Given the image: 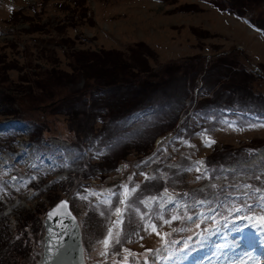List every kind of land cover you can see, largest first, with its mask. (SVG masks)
Instances as JSON below:
<instances>
[{
    "label": "rangeland",
    "instance_id": "obj_1",
    "mask_svg": "<svg viewBox=\"0 0 264 264\" xmlns=\"http://www.w3.org/2000/svg\"><path fill=\"white\" fill-rule=\"evenodd\" d=\"M37 2L42 6L36 7ZM66 3L0 0V185L9 186L0 189V213L5 216L3 223L9 226L7 234L15 236V226L27 209H46L68 197L80 221L89 264L264 262V227L256 226L259 215L249 219L260 246L255 255L242 239L247 216L217 223V206H206L203 199L190 203L184 218L176 217L174 211L186 205L183 196L204 193L215 184L234 180L228 176L215 180L206 172L207 157L215 151L227 152L235 159L228 167L239 169L238 180L250 177L254 168L241 170L247 163L241 162L243 148L262 145L257 158H263L264 124L228 111L218 118L192 113L186 120L185 111L179 121L181 128L166 133L167 127L159 126L157 119L149 124L152 109L148 107L146 122L137 120L143 114L140 112L126 122L140 133L127 141L139 144L130 143L123 151L127 141L115 149L102 148L97 137L103 127L101 116L106 112L102 105L107 103L105 106L113 109L106 116L119 115L126 112L130 100L125 87L116 94L101 93L102 97L94 93L84 98L83 74L87 73L71 57L76 49H105L112 50V58L144 67V74H137L145 77L141 81L145 85H153L133 87V102L179 95L184 88L183 76L195 71L199 61L208 62L211 69L218 56L234 58L254 74V102L263 107L264 35L242 19L223 13L211 0H88L90 8L80 16L74 14L73 4L68 8ZM12 7L19 12L13 13ZM249 8L248 15L264 26V0H256ZM39 22L46 24L40 26ZM176 63L184 64L183 68L177 72L175 67L169 69ZM88 74L97 73L90 70ZM214 76L216 71L211 79L203 81L208 85L204 88L201 83L191 96L212 89L209 83ZM44 78L55 85L48 89ZM229 79L221 78L216 83L226 84ZM179 102L174 96L158 105L168 112ZM36 122L51 137L43 141V146L31 139ZM156 133L160 136L154 141ZM209 139L215 141L210 147L205 143ZM82 143L87 148L80 152ZM37 173H48L54 182L36 200L34 190L28 194L23 186H17L21 178ZM90 178L97 179L101 192L92 189ZM147 178L168 189L138 201L137 190L145 187ZM210 195L220 202L215 189ZM118 219L123 223L118 225ZM152 226L160 235L153 232ZM110 230L113 242L105 248L102 241ZM5 234L0 230V235ZM179 236L185 238L187 251L182 249V239L176 240ZM172 239L179 242L176 250L171 247L175 243Z\"/></svg>",
    "mask_w": 264,
    "mask_h": 264
},
{
    "label": "trees",
    "instance_id": "obj_2",
    "mask_svg": "<svg viewBox=\"0 0 264 264\" xmlns=\"http://www.w3.org/2000/svg\"><path fill=\"white\" fill-rule=\"evenodd\" d=\"M213 5L219 9H236L239 13H243L245 8L252 6L256 0H212ZM73 4V6H72ZM68 8L74 10V14L80 16L82 13H86L88 11L87 0H67L65 4ZM38 25L41 26L39 22ZM264 25V21H263ZM70 52H68L69 54ZM229 57L228 55H226ZM72 61L73 63L79 67L81 71L87 74H83L85 82V88L82 91V94L86 98L91 96L92 94L97 93H105L107 95L118 93L123 87L126 89L127 96L130 100L129 107L124 110L125 113L119 115H111L108 116L107 122L103 124V127L99 129L97 137H100L98 140L99 145H104V147H108L110 149L118 148L124 141L129 140V137L135 136V134L130 130V128L125 127V119L128 114L133 113L137 110L145 109L150 106V103L154 101V98L143 99L136 102H133L131 99V95L133 94V87H147L149 85H153L152 83L146 82V85L141 82L145 77L140 76L137 73L143 72V68L141 66H134L129 61H123L118 58H112V50H90V49H76L72 52ZM196 59V58H195ZM177 64V63H176ZM184 64L170 65L169 69H173L175 67V71L177 72L179 69L183 68ZM198 68L194 71L196 73L198 71L202 72L206 80L212 78V75L216 71V76H214L212 85L216 84V81H219L222 75H225L229 81L225 84L227 87L226 91H216L215 97H206L199 101V106L197 107V112L203 114L205 113V108H218L220 105L229 107L232 110L235 109H250L251 111H259L262 109L258 104L254 101L256 97L254 92V82L255 76L252 73L246 72L238 62V60L234 59L230 60L225 58L224 56L216 57L212 62V68L209 69L207 64L204 61H199L197 63ZM236 68V70L233 69ZM136 69V70H135ZM94 71L97 74H88V71ZM208 71L210 72L208 74ZM52 72V70H50ZM206 72V73H205ZM188 73L183 76L184 85L187 84L188 81ZM178 75V74H177ZM45 86L48 89H51L55 83L50 81H45L43 79ZM214 83V84H213ZM118 84H125L120 85ZM131 84H135V86H131ZM252 84V85H251ZM234 90V91H233ZM183 91L187 93V88L180 89L178 92L179 95L174 96H182ZM252 91V92H251ZM97 92V93H96ZM218 92V93H217ZM222 92L224 95H219ZM247 93L244 95V93ZM264 94V93H263ZM103 97L104 95L101 94ZM170 96V97H174ZM108 99V98H107ZM111 99V98H110ZM235 99V100H234ZM109 101V100H108ZM160 101V98H157V102ZM237 102V104H236ZM33 103L35 101L33 100ZM223 103V104H221ZM107 103L102 105V108L106 112H111L113 109L109 106H105ZM100 105V103H99ZM136 105L135 107H133ZM105 112V113H106ZM264 113V106H263ZM159 116L156 113L151 114L153 123L155 118ZM121 120V122H117ZM176 120L170 123L169 127H174ZM159 126H162L161 123L158 122ZM38 135H49V132L41 128V126L37 127ZM131 140V139H130ZM130 143H134V145L139 144L134 141H127L122 145V151L125 147L129 146ZM85 145L82 143L80 146ZM148 147V144H146ZM230 156L227 154H223L222 152H213L209 157V162L214 165L218 162V160L225 161L229 159ZM231 159V158H230ZM117 161V160H116ZM261 179V177H260ZM262 181L264 179H261ZM41 209L35 210H26L24 217L21 218L19 222V228L23 230V244L17 243L15 246L9 244L7 240L0 238V264H28V253L31 251V242L35 239L37 242L41 239L42 232V223H41Z\"/></svg>",
    "mask_w": 264,
    "mask_h": 264
},
{
    "label": "water",
    "instance_id": "obj_3",
    "mask_svg": "<svg viewBox=\"0 0 264 264\" xmlns=\"http://www.w3.org/2000/svg\"><path fill=\"white\" fill-rule=\"evenodd\" d=\"M62 202H67V207L58 209ZM57 210L59 214L50 219L49 214ZM45 226L43 264H87L79 224L70 210L68 198L62 199L47 212Z\"/></svg>",
    "mask_w": 264,
    "mask_h": 264
},
{
    "label": "snow or ice",
    "instance_id": "obj_4",
    "mask_svg": "<svg viewBox=\"0 0 264 264\" xmlns=\"http://www.w3.org/2000/svg\"><path fill=\"white\" fill-rule=\"evenodd\" d=\"M205 143H206V146L210 147L212 144L215 143V141H212V140L209 139V140H206ZM61 207L66 208L67 207V202H62V204L60 206H58V209L61 208ZM236 211H241V209H236ZM117 212H118V214H120L119 210H117ZM58 214H59L58 210L55 213H50L49 214V218L51 219L53 217V215H58ZM69 215H70V213H69ZM73 219H74V217H73ZM247 219H255V218L248 217ZM116 223L119 225V224H122L123 222L118 219L116 221ZM256 226L264 227V216H260L258 218V224ZM152 229H153V232L156 233V235H160L159 232H156L155 226H152ZM110 242H113V232L111 230L108 233V237L104 241H102V243L104 244L105 248H107L109 246ZM116 242H118V241H116ZM104 254L105 253H101V255H104Z\"/></svg>",
    "mask_w": 264,
    "mask_h": 264
}]
</instances>
